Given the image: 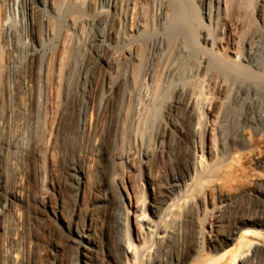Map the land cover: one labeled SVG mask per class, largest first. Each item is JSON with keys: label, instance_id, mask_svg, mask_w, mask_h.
I'll return each instance as SVG.
<instances>
[{"label": "rangeland", "instance_id": "1", "mask_svg": "<svg viewBox=\"0 0 264 264\" xmlns=\"http://www.w3.org/2000/svg\"><path fill=\"white\" fill-rule=\"evenodd\" d=\"M6 1L0 0V199L6 195V188L18 180L21 191L25 193L24 202L28 206L27 209L15 208L13 212H8L3 220L0 264L75 263L79 257L78 253L66 239L62 219L53 217L52 207L59 206L66 220L70 218L77 197L83 200L84 204H95L97 185L103 182L105 167L110 163V159H113L111 168L119 176L123 186L124 201L129 212L127 223L131 228L130 240L133 243L141 242L135 239L136 229L134 226L132 228L134 215L142 213V207L149 198L145 188L147 170L141 165L140 156L141 153L152 154L154 137L162 121L163 110L173 95L172 82L178 81L174 78L176 72L180 74V78L177 77L180 81L178 84L189 83L186 74L193 64L192 56H189L193 55L192 50L204 51L229 65L236 63L237 60H233L234 53L243 52L248 43L258 37L264 38V0H223L222 12L217 19L221 23L219 29H214L213 24L207 23L200 12L199 2H196L198 0H191L194 6L197 4L195 8L192 5L195 9V21L192 19L195 27L187 33L190 37L187 35L185 38L181 34L173 33L169 26L165 27V22L157 23L156 9L160 0H129L125 21L117 13L119 8L116 12L94 11L99 0H52L57 8L55 11L48 9L49 0H33L34 6L27 14L22 0H13L9 4ZM169 7L167 3H163L167 16V11L171 10ZM139 8L142 9V24L139 29L142 32L134 33ZM202 26L216 41L215 49L203 46L198 33H202ZM109 31H112V35L108 41ZM120 31L126 32L124 43L119 39ZM157 32L164 34L162 46L156 56L152 40ZM95 36H101L109 43L107 46H93ZM182 38L190 42L184 46ZM134 40L141 41V44L133 61L128 57L127 47ZM92 48L111 58L110 63L99 65L92 56ZM184 54L189 56L188 63L184 61L187 59ZM178 61L186 64L182 65V62ZM173 63L183 66L184 71ZM150 66H153L154 70L151 80L145 75ZM173 67L177 69L175 73ZM232 70L236 77L230 71H226V74L220 68L215 69L212 80L206 86L211 103L203 110L202 121L208 123L211 119L208 111L223 112L235 106L229 94L238 90L241 96H246L257 88V94L262 95V85L252 83V79L248 80L245 76L243 79L237 71ZM171 74H174V77ZM104 75L106 81L103 83ZM89 81L93 85L91 90ZM144 90L148 91L150 100L147 98V101L150 102L144 99V103L148 104L139 101L143 99ZM150 95L153 96L152 100ZM87 98L92 100L93 107L85 113L84 100ZM138 103L143 106L140 105L137 109ZM149 106L151 111L147 112ZM144 107L146 112L140 115V110ZM97 108H100L99 114L95 113ZM255 109L257 103H251L248 114L252 113L254 116ZM238 110L236 107L228 125L216 134L218 143L225 137L238 139L237 128L243 123L245 116L243 108L239 107ZM137 113L140 118L144 116L140 119ZM84 116L87 122L91 123L90 127L85 129L81 127ZM144 119L148 121L145 120L144 123ZM257 123L263 133L264 124ZM138 125L142 128H137ZM262 133L254 137L248 148L242 149L241 170L238 173L240 179H236L237 183L234 182L224 189V192L227 190L233 195L235 206H232V209L225 208V193L216 190L207 192L206 202L199 206L194 222L195 225L203 226L199 255L211 257L214 253L211 246L207 247L206 224L207 218L218 206L221 210L224 209L214 217L212 228L215 237L218 233L225 234L230 231V212L250 214L253 212L252 208L257 209L258 204L252 199L251 193L264 188V168L258 164V160L264 156ZM181 145L182 142L177 139L172 141L170 154L161 161L158 182H164L163 172L170 173L181 168ZM215 155L211 148V152L204 155L205 163L210 164L219 158L221 160L222 153L217 157ZM72 167L82 169L87 174L83 194L75 193L70 174ZM155 167L156 164L152 168L155 170ZM39 179L44 180L45 184L40 186ZM40 192L46 202V206L41 209L35 206ZM90 210L92 214L89 216L101 222L103 208L94 206ZM33 212L39 213L43 218L34 219ZM28 214L31 216L28 217ZM79 216L81 217L82 213ZM80 217L79 224L82 222ZM99 232L101 234V230ZM11 234L15 240H11ZM175 241L172 239L167 244L157 245L156 251L149 259L144 260L140 256L137 260L131 258L130 264H144L147 260L151 264H161L162 259H168L175 254L183 258L182 248L189 241V237ZM11 246L17 248L16 262H12L5 252L12 248ZM263 253L264 251L257 258L258 264H264ZM86 256L92 259L89 264H107L103 254L97 257L89 254ZM189 263L196 262L192 260Z\"/></svg>", "mask_w": 264, "mask_h": 264}, {"label": "bare ground", "instance_id": "2", "mask_svg": "<svg viewBox=\"0 0 264 264\" xmlns=\"http://www.w3.org/2000/svg\"><path fill=\"white\" fill-rule=\"evenodd\" d=\"M12 1L13 0H7L6 2L9 4ZM22 1L25 4V14H27L32 10L34 1ZM98 2L99 3L95 8L96 10L94 11L99 13L106 11L116 12V10L119 8V12L117 13H119V16L125 21L129 7V0H99ZM164 2L167 3L171 9L170 12L167 11L169 13L168 16L165 13L166 11H164L165 8H163ZM196 2H199L198 6L200 8V12L204 15L207 23L213 24V27H215L214 29H219L221 23H219L217 19L220 18L219 16L222 12L221 4L223 0H198ZM158 3L159 4L156 9L158 18H156L158 21L157 23L160 24L165 22L167 24L165 27L169 26L173 33L181 34L183 38H185L187 35L189 36L187 33H190V31H192L191 29L195 27V23H192V19L195 21V18H193V10H195L194 8L197 4L194 6L191 0H160ZM47 6L48 9L52 11L57 9L52 0H49ZM137 12L139 17L135 22L134 33H139V29L142 24V9L139 8ZM165 27L164 29H166ZM161 28H163V26ZM169 28L168 30H170ZM201 29L202 33L201 31L198 33L203 46H208L210 49H215L217 46L216 41L211 38L209 33H207L208 31L205 30L206 28L204 29V26H202L200 30ZM110 32L112 31H109L108 41L111 39L112 35H110ZM215 32L217 31L215 30ZM120 34V41H125L126 32L120 31ZM163 34L164 33L157 32L152 40V48L154 51L152 49L151 50L154 52V55L156 52V56L163 43ZM175 37L176 36H174V38ZM183 38V42H181L185 44L184 46H186L190 41L188 40V42L187 39ZM108 43L109 42L106 43L101 36H95L93 46L95 44L107 46ZM140 44L141 41L139 42L138 40H134L130 43L129 47H127V54L129 55L128 57L133 61L138 55L137 51H139L138 49ZM192 51L193 55H189V53L187 54L192 56L191 58L193 59V64L192 66L190 65L191 68H188V72L186 70V75H188V77L184 75L191 82L189 81V83L185 82L186 84H178V82H180L178 79L180 78L178 77L180 74L178 75L176 72L177 69L173 67V71L174 73L176 72V74L175 77L174 74L171 75L178 81L175 82L172 80L174 78L171 79V81H174V83L172 82L173 95L168 99L163 110L162 121L154 137L155 141L152 154L149 155L147 153H141L140 156L141 165L147 170V181L145 188L149 198L142 207V213L140 212L137 215H134L132 228L134 226L136 229L135 239H138V241L141 240V242L133 243L130 240L131 236L129 237V231L131 228L127 223L129 212L124 201L122 191L123 186L119 176L114 173L111 168L110 163L113 161V159H110V163H107V166L105 167L104 180L102 183L97 185L96 190L98 195L95 204H84L83 200L77 197L73 203L70 218L66 220L62 216L59 206L56 205L52 207L53 217L58 220L62 219L66 239L69 245L72 246L78 253L79 257L73 264H89L92 262V259L90 257L88 258L86 254H89L93 257L94 255L97 257L99 254H103L104 260L107 264H130L131 258L136 259L140 256V258L142 257L144 260L146 258L149 259L151 254L156 251L155 249H157V245L167 244L172 239L176 240L175 242H178L180 239H186V236L189 237V241L183 245V258H179L177 254L171 255L168 259H162L161 264H191L189 262L192 260H195V264H258L257 258L264 251V188L255 190L251 193L252 199L257 202L258 205L256 206L259 208H252L253 212L250 214H238L237 212H230L228 219L230 231L228 233H218L216 237L213 236L212 226L214 217H217L222 212L224 209L223 207L221 210L218 206L209 215L207 218V224L206 222L205 224L207 225V247L211 246L214 251L211 257L199 255L201 254V252H199V247L201 245V239L203 238V226L195 225L196 223L194 222L195 218L197 217L196 215L198 214L197 210L199 206L204 203L207 192L212 190L224 192V189H226L225 187L232 185L235 181H237L236 179H240L238 178V173L241 170L240 158L242 155V149L248 148L251 145L254 137L262 133V130L259 129L257 122L264 124V38L260 39L258 37V39L248 43L243 52L234 53L233 60L236 59L237 64L234 63L229 65L227 62L217 59V57H213L212 55L204 53V51ZM92 53V56L95 57L96 62L99 65L103 66L110 63L111 58L105 57L101 51L92 48ZM189 56H187V59L185 58L184 60L187 63ZM182 61H178V63H181ZM178 63L175 64L178 66ZM183 64L186 63L182 62V65ZM178 67L184 71L182 69L183 66L180 65ZM219 68L225 71L226 74L228 71L231 72V69H233L234 71L238 72L239 77L245 76V78H248V80L252 79V83L262 85V95L260 96L257 94V88L256 90L254 88L252 94L247 93L246 96H241L239 94V90L234 94H229L231 95L230 99L235 106L229 108L228 110L226 109L223 112L218 111L217 113H214L208 111L207 114L211 119L208 123H206L205 121H202L203 110L211 103V100L206 93V86L212 80L213 74L216 72L215 69L217 70ZM152 71H154L153 66H150L145 72V75L150 80L153 77ZM234 73L235 72L232 73L233 76L236 75ZM102 81L103 83L106 81L105 75ZM88 86L89 90H91L93 87L91 81H89ZM146 90H144V92L142 91L143 94L141 93L143 99L141 98L142 100L140 99L139 101L143 102L142 104H146L150 100L147 94L148 91L146 92ZM151 96L152 95H150V97ZM157 96L154 98L156 99ZM147 98L149 99L148 101ZM144 99H146L147 102L144 103ZM152 99L153 96L151 100ZM84 103V111L86 113L89 108L93 107V103L89 98L84 100ZM251 103H257V109H255L256 112L254 116H252V113L251 115L248 114L249 105ZM142 104L138 103V106L136 105L137 109ZM151 106H153V104ZM236 107L237 110L239 107H241V109L243 108V113H245L243 123L237 128L239 135L238 139L225 137L222 138L220 143H218L219 141L216 139V134L220 133L222 129L228 125L230 118H232L231 115H233L236 111ZM98 109L100 108H97L95 113L99 112ZM146 109L145 107L142 108L140 110V115ZM149 110L150 106L147 112L151 111ZM143 116H141V118ZM145 120L147 119H144V123ZM87 121L88 120L84 116V118L81 120L82 128L85 129L90 127L91 123ZM140 122L141 121H139V123ZM142 124L143 122H141V125ZM138 127L139 125L137 128ZM140 127L142 128V126ZM175 139L182 142L179 152L182 166L177 171H170V173L163 172V175H165V180L164 182H158L159 178L157 176L161 171V161L164 160L165 156L167 157L170 154L172 141ZM217 143L219 145L218 147ZM211 148H213V151L216 153V157L222 153V158L221 160L219 158L213 160L210 164H207L205 163L204 155L206 153L209 154L211 152ZM155 164L156 169L154 170L152 167ZM258 164L264 168V156L258 160ZM70 174L75 185V193L78 195L81 193L83 194V189L87 181L86 172L82 169L72 167ZM244 175H242V177ZM40 184L44 185L45 181L41 179L39 185ZM23 193L24 192H22L20 189V183L18 180L13 181L6 188V195L2 196V199H0V235L4 230L3 220L5 219V216L8 212H13L15 208L27 209L26 207L28 205L26 206L27 203L25 204L24 202L25 199ZM224 193L225 202L223 204L226 205L225 208L229 209L228 207H231L232 209V206H235L233 199L234 197L227 190ZM35 206L40 209L46 206L42 192L39 193L38 199L35 202ZM94 206L103 208L104 212L101 221L102 223L99 219H92L91 215L89 216V214H92L89 212V210L91 208L93 209ZM36 212H33L32 214L34 219H39V217L43 218V216ZM81 213L82 222L79 224L78 217H80L79 215ZM26 216L27 215H25V217ZM30 216L28 214V217ZM99 229L101 230V234ZM251 236H255L256 238H252ZM10 238L11 240H15L13 234H11ZM5 252L8 254V257L12 262H16L18 259L16 247H12ZM144 264L151 263L149 260H147Z\"/></svg>", "mask_w": 264, "mask_h": 264}]
</instances>
